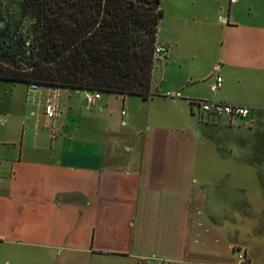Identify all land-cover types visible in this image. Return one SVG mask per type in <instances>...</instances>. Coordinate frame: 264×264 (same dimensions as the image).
<instances>
[{
	"label": "crops",
	"instance_id": "1",
	"mask_svg": "<svg viewBox=\"0 0 264 264\" xmlns=\"http://www.w3.org/2000/svg\"><path fill=\"white\" fill-rule=\"evenodd\" d=\"M240 1L212 2L217 19L198 13L200 26L173 16L190 26L158 34L169 50L146 98L101 92L88 104L85 89L29 93L0 79V264H236L237 245L264 264V24ZM217 64L223 84L212 91ZM192 98L253 106L255 121L201 122ZM203 126L234 131L228 177L208 171L220 158L197 156ZM253 173L256 198L245 191Z\"/></svg>",
	"mask_w": 264,
	"mask_h": 264
},
{
	"label": "trees",
	"instance_id": "2",
	"mask_svg": "<svg viewBox=\"0 0 264 264\" xmlns=\"http://www.w3.org/2000/svg\"><path fill=\"white\" fill-rule=\"evenodd\" d=\"M162 0H0V79L152 95Z\"/></svg>",
	"mask_w": 264,
	"mask_h": 264
},
{
	"label": "rangeland",
	"instance_id": "3",
	"mask_svg": "<svg viewBox=\"0 0 264 264\" xmlns=\"http://www.w3.org/2000/svg\"><path fill=\"white\" fill-rule=\"evenodd\" d=\"M207 1H208V6H211L209 9L206 7ZM244 1L245 0L240 1L241 5L244 3ZM212 2L215 3L216 0H162V8L164 10V16L160 23L159 35L163 36L165 34H169L171 28H173V26L175 25H181L185 28V30H187L186 28H188L190 25L200 26L202 22L196 19V14L198 13L201 14L203 13V11H206L208 13V16L214 22L217 19L216 9H215L216 4H212ZM246 2L251 4L253 20H256L257 22L264 24V0H246ZM180 14L185 16L184 21L187 20L190 23V25L188 24L184 25V23H179L178 20L175 21L173 16ZM215 59L216 57L213 58V60ZM55 88H59V87H55ZM203 127L205 131L201 133L199 136L197 156L208 157L210 159H213V161H216V159L218 160L220 158L221 161L220 165L218 164L206 165L209 167L208 171H211L212 173H217V172H220L222 174L224 173L228 177L230 165L227 161L225 162L222 161V159L223 158L227 159L233 155V152L231 151V147L229 144V140H230L229 136L234 131L230 128L224 129L223 131H216L214 129L208 128L207 126H203ZM207 133L210 134V137L207 136ZM253 139L254 138L252 136L248 139L250 146L254 142ZM255 146L256 145L253 144L251 149H249L251 151L247 155L249 156V158L252 160L253 163L254 161L257 162V159L253 160V154H252ZM255 156L256 157L260 156L259 151L256 150ZM247 178L250 179V185L246 187L245 191L250 192L253 198H256L260 190H262V185H261L262 179L258 176V174L256 175L255 173H253L252 176ZM233 186H235L234 183L228 180L227 184L224 187L227 189H233ZM236 193L239 194L238 189ZM255 206L260 207L262 205L255 203ZM230 213H223V214L224 216H230ZM237 215L240 216V213H237ZM258 223L261 226V228L264 229V220L258 219ZM263 248H264V244H263Z\"/></svg>",
	"mask_w": 264,
	"mask_h": 264
},
{
	"label": "built area",
	"instance_id": "4",
	"mask_svg": "<svg viewBox=\"0 0 264 264\" xmlns=\"http://www.w3.org/2000/svg\"><path fill=\"white\" fill-rule=\"evenodd\" d=\"M169 47L159 41L156 42L154 57L157 60L162 59L168 53ZM216 75L214 81L210 83V89L217 91L223 84V78L220 75V65L215 67ZM40 89V85L36 82L29 83V93L36 92ZM101 97L100 91H86L85 99L88 104H93ZM193 113L201 122H209L213 117H222L232 125H244L250 127L255 121V108L250 105L227 103L210 99H190ZM195 109V110H194ZM45 115L49 123H53L59 115V104L56 95L49 97L45 103ZM264 120V118H263ZM2 159L0 158V163ZM239 252V260L236 264H251V258L248 255L247 247L237 245L234 248Z\"/></svg>",
	"mask_w": 264,
	"mask_h": 264
}]
</instances>
